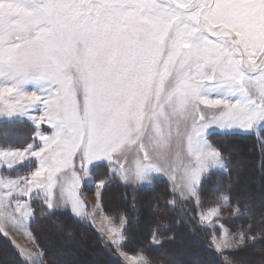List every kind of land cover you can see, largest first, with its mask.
<instances>
[{
    "label": "snow or ice",
    "instance_id": "snow-or-ice-1",
    "mask_svg": "<svg viewBox=\"0 0 264 264\" xmlns=\"http://www.w3.org/2000/svg\"><path fill=\"white\" fill-rule=\"evenodd\" d=\"M34 105L43 106L39 117L29 115ZM0 116H28L55 130L37 133L44 145L37 151L32 144L0 147V165L9 170L38 160L30 177L0 176V231L5 220L20 225L31 216L28 204L12 207L14 196L43 193L47 207H56V177L77 152L82 162L118 164L112 171L126 183L163 172L143 141L166 163L173 135L189 119L181 179L196 195L202 174L226 167L206 137L209 127L264 130V0H0ZM137 143L142 160L131 168L114 160ZM80 179L73 172V190ZM68 198L83 217L75 192ZM217 212L209 208L201 221ZM109 239L119 247L122 229L110 227ZM213 243L217 251L235 250L223 237Z\"/></svg>",
    "mask_w": 264,
    "mask_h": 264
},
{
    "label": "rangeland",
    "instance_id": "rangeland-1",
    "mask_svg": "<svg viewBox=\"0 0 264 264\" xmlns=\"http://www.w3.org/2000/svg\"><path fill=\"white\" fill-rule=\"evenodd\" d=\"M209 2H211V0H209ZM29 90H32V88L30 87ZM201 111L204 113L206 117L209 116L211 113V110L205 108L204 106H201ZM42 114H43L42 105H39V106L34 105L32 108L29 109L30 116L39 117ZM11 120H24L36 126L37 129H36L35 137L38 140V146H37V142L31 143L34 146L33 151H37L39 150V148L44 146L43 141L40 140L39 135H37V133H39L40 135L51 136L53 132L55 131L52 128V126L48 124L46 121H42L39 124H36L32 120H30L28 116H14V117L0 116L1 122L11 121ZM191 123L192 121L191 119H189L187 125L183 123L181 124V128H180V131L182 133L181 136L173 135L171 147L166 152V155H167L166 163L165 161L160 160L158 158L156 154V150H154L153 148V145L150 144L147 137H145L143 142H144L145 147L148 150L149 157L151 158L153 163H158L164 166V171L160 173L149 174L145 177L144 181H136L135 179H132L126 183L122 180L118 172L112 171L113 169H117L119 167L118 164L116 163L110 164L107 160H97V161H92L91 163L82 162L81 153L77 152L72 157L70 166L67 169L62 170L57 175L56 177L57 183L52 189L53 203L56 205V207L54 209H49V208L48 209L51 211L71 212L75 217H77L71 210V202L68 198L69 192L74 191L75 195L81 201V208H82L83 213H85L83 217H77V218L86 223L93 222L95 225H97V227L103 233L107 242L110 243V246H112L115 249L116 253H118V255L123 259V261L126 264H166L164 261L162 262L153 261L152 257L149 256L150 255L149 251L145 253L144 251H138V250H134L133 248L129 249V247H126V243L128 240V236L126 234V227L128 225V219L125 216H122L121 218H115L114 215L106 212L104 210L103 201H102L103 192L106 189V186L108 185V183L111 182V180H114V179L120 180L122 183H125L127 185L144 186V185H152L154 183L155 177H164L169 182L170 190L172 194L174 195L173 199L171 200V203L173 205L180 206L181 207L180 209L183 210V212L181 213L185 214L186 216H187V210L185 209V206L186 208H189V206H191V209L190 210L188 209L189 210V213H188L189 220H191L193 224L195 225L196 229L198 230V234L200 233V235L203 236V239L205 240L206 238H208L210 244H212L214 248H215V244L213 243V237L216 238V243H220L222 237L225 238L227 240V243L233 246L234 248H238L249 242H252L253 240L256 239L255 237L246 236V234L242 232H239V233L233 232L228 227V225L223 221V218H221V217L231 216V214H234L236 209L238 208L234 206L233 204H231L229 199L227 202L222 200L221 203H218L214 206L209 207V208H213V207L218 208V212L216 213L215 216H213L210 219V221L208 222L201 221V218H200L201 213L207 211L209 208H204L202 206L201 195L199 193L200 185L204 177L207 176L211 171L221 170V169H211L208 173L202 174L201 183L197 186L196 195H191L187 191L186 187L184 186V182L181 179L182 174H183L181 165L187 164L189 161V157L186 154L183 133H186V131L190 130ZM13 126L19 127L16 124ZM44 127H48L50 131L44 130ZM12 128H15V127H12ZM11 130H16V129H11ZM260 131L261 130H259L258 133H255V134H259ZM213 132L227 133L226 131L221 130L220 128L216 126L209 127L206 130L205 134H206L208 141L211 144L212 142L210 140V134ZM234 132L243 133L241 131H234ZM1 144H4V142H1ZM4 145L3 146L0 145V147L24 148V147H18L16 145L14 146H11V145L4 146ZM248 152L251 153V150L248 149ZM244 156H246V153L244 154ZM137 159H140V160L143 159V152L141 151L138 143L126 147L123 152L118 153L114 156V160L119 161V164H123L125 168H131ZM30 160L35 161V166L32 167L28 173L11 175L10 173L9 174L4 173L3 169L7 168L6 166L0 165V176H5V177H10L12 179H15L17 177H26V175H30V173L34 171L35 168L38 166L37 158L32 157L30 158ZM31 162L26 163V165L30 164ZM100 163H106L108 165V168L110 170V177L102 178L99 180L96 178L95 173H94V167ZM173 165L175 166V169H176L175 172L172 171L171 166ZM225 165H226V162H225ZM85 170H87V174ZM254 170L255 169L251 168V166L249 165L247 169L242 173L241 175L242 178L240 179L238 184L240 188L244 189L245 191L248 188L252 189L251 190L252 192L251 194H248L249 195L248 197L252 198L254 202H257L255 204L257 205V208L260 210L262 209V205H263L261 201L264 198V193H263L264 175L262 178L257 177L258 172L257 171L254 172ZM73 172H75L76 175L81 178L79 187L76 188L75 190L71 188V184L73 181ZM173 175H175L176 177L175 180L172 179ZM224 195L228 196L227 194H224ZM33 196H32L33 198H37L35 196V192L33 193ZM23 197L24 196H14L12 207L13 208L15 207L16 200H18L21 204H28L29 208L27 209V211H30L31 216L25 217L23 219L22 224L20 225L14 224L9 220H5L3 222V229L6 231L7 228L9 229L13 227L15 229H19L23 234H25V236L27 237L24 239V241L26 240L25 248H27L28 251L24 252V255L31 254V258L29 260L25 259L28 262V264H47L44 262V259L42 256L43 250L37 244L34 238V235H33L32 227H31V222L33 219L31 199L25 202L23 201ZM39 198L42 199L44 204L46 205L44 201L43 193L40 194ZM186 203L190 205L187 206ZM191 210L192 212L190 213ZM133 212L138 218L136 221L140 223L139 226H135L136 230L133 231L134 233L132 236L133 238L132 242L136 243L134 241L138 242V239H142L146 237V235L148 234L150 230L151 224H153L152 222L156 219L157 214H156V209L154 208V205L152 204V202L148 200L147 201L142 200V199L140 201V206L134 207ZM15 216L19 220L20 214L15 213ZM194 217L196 218V220L194 219ZM122 221L125 222L123 225H122ZM200 225L201 227L204 226L205 230L207 229L206 232H204L203 230L201 231ZM110 227H115L118 230L122 229V234L125 237V241L119 247L117 245H114L109 239V228ZM185 228L188 230V226ZM185 231L184 229L183 230L181 229V233H179L184 236L183 241H180V240L177 241L178 243L172 245L173 247H170V250L167 247L168 253L162 252L161 256H158V257L159 258L163 256L166 257L168 261H170L169 264H212L210 261H207L201 258L200 256L201 249H200L198 242L196 240H192L188 238V235L186 236L184 233ZM241 234L243 235L242 240H241ZM14 235L18 237L19 240H22V238H24V236L22 234L20 235L19 232H17ZM5 236H8V235H5ZM49 236H51L50 237L51 242L49 241L51 243V247L52 248L55 247V251L53 252H54L55 259H57L56 261L59 262V263L57 262V264H113L109 260H106L103 257H101L102 253L99 251V248H104V247L100 244V241L97 238V236L90 237L89 235L88 237V235L85 234V232H80V231L71 232L67 228H62V226H60L56 222H54L53 225L51 226L49 230ZM151 236H152L151 237L152 243L159 242V239L156 237L155 234ZM8 238L13 243V245L18 249L14 240L11 239L9 236ZM153 238H155L156 242H153ZM28 239L32 240L33 243H31V241ZM43 241L46 244H50L48 243L47 240H43ZM33 244L35 245V247H33L34 246ZM142 245L143 244L141 243L140 246ZM140 246H138V248ZM262 247H264V244L263 246L259 248L253 247L250 253H248L249 255L246 256L245 258L246 262L244 263L247 264V262L250 261L252 257H255L256 254L262 252V250L260 251V248L262 249ZM0 248H1L0 249V253H1L0 254L1 255L0 264H3V262H5V264H15V261L12 258V255L9 253V251L5 247H3L1 244H0ZM225 251L227 250H222V251H217V252L223 255ZM141 256L144 259H141ZM223 257L227 263L232 264V260L230 257H226L225 255H223Z\"/></svg>",
    "mask_w": 264,
    "mask_h": 264
},
{
    "label": "trees",
    "instance_id": "trees-1",
    "mask_svg": "<svg viewBox=\"0 0 264 264\" xmlns=\"http://www.w3.org/2000/svg\"><path fill=\"white\" fill-rule=\"evenodd\" d=\"M15 124L19 127L13 126ZM36 129V126L24 120L0 121V145L3 146L6 144L4 146L16 145L18 147H26L28 144L36 142L38 145V140L35 137ZM44 130L49 131L50 129L44 127ZM210 140L221 151L226 162V169L211 171L204 177L199 188L202 206L209 208L221 203L222 200L217 199V197L227 194L231 204L239 208V214L223 217V221L233 232H242L246 236L255 237L256 239L241 247L235 248V250H227L223 255L230 257L232 264H245V258L249 255L248 253H250L251 249L253 247L259 248L264 244V198L262 201L260 200L263 205L262 209L259 210L255 204L257 202H254L252 198L248 197L252 189L248 188L245 191L240 188L238 183L242 178V173L249 165L255 169L254 172H258L257 177L262 178L264 175V130H261L259 134L213 132L210 134ZM1 142H4V144H1ZM248 149L251 150V153L248 152ZM245 153L246 156H244ZM34 166L35 161H32L28 165L23 164L13 170H6L5 173H10L11 175L26 174ZM94 173L98 180L110 177V170L106 163L96 165L94 167ZM102 196L103 206L106 212L114 215L115 218L125 216L128 219V225L126 227L128 240L126 247H129V249L133 248L134 250L144 251L145 253L149 251V256L152 257L153 261H164L166 264H169L170 261L166 257L163 256L160 259L158 256H161L162 252L168 253L167 247L170 250V247H173L172 245L178 243L177 241L184 240V236L179 234L181 233V229H184V231L186 230L184 233L186 236L188 235V238L198 242L201 249V258L210 261L212 264H229L225 261L223 255L218 253L212 244H210L208 238L205 240L200 233L198 234V230L188 217L191 206L189 208L185 206L187 210L186 216L181 213L183 210L180 209V206L171 203L174 195L170 190L169 182L164 177H155L152 185L144 186L127 185L120 180L114 179L108 183ZM141 199L152 202L157 215L156 219L154 221L152 220L153 224L150 226L149 235L147 234L146 237L138 239V242L134 241L136 243H133V231L136 230L135 226L140 225L136 221L138 218L133 210L134 207L140 206ZM186 205L188 206L190 204L186 203ZM32 208L33 219L31 227L37 244L43 250L45 263L57 264L58 262L54 257L53 251H55V247H51V236H49V230L53 223L56 222L62 228H67L71 232L80 231L85 232L88 237L89 235L90 237L97 236L100 244L104 247L99 248V251L102 253L101 257L109 260L113 264H126L118 253H116L115 249L110 246V243L107 242L103 233L93 222L86 223L75 217L71 212L51 211L40 198L32 200ZM194 219L196 220L195 217ZM187 226L188 230L185 228ZM204 228V226L201 227V231L206 232L207 229L205 230ZM154 234L159 239L158 243H152L151 241V235ZM43 240H47L50 244H46ZM141 243L143 244L142 246H140ZM0 244L9 251L15 264H28L23 259L19 250L1 231ZM138 246L140 247L138 248ZM261 250L262 252L252 257L247 264H264V247L262 249L260 248Z\"/></svg>",
    "mask_w": 264,
    "mask_h": 264
},
{
    "label": "crops",
    "instance_id": "crops-1",
    "mask_svg": "<svg viewBox=\"0 0 264 264\" xmlns=\"http://www.w3.org/2000/svg\"><path fill=\"white\" fill-rule=\"evenodd\" d=\"M50 131V130H49ZM38 146V145H37ZM31 161H34V160H29V161H26L25 163H22V164H20V165H23V164H26V163H28V162H31ZM20 165H18V166H20ZM18 166H16V167H18ZM15 167V168H16ZM15 168H13V169H15ZM12 169V170H13ZM4 170V173H5V171L6 170H9V169H7V168H4L3 169ZM26 177H30V175H26ZM34 197V196H33ZM33 197H28V196H24L23 197V201H28V200H30L31 199V204H32V200L33 199H35V198H33ZM32 213H33V208H32ZM231 215H235V214H231ZM12 228V229H11ZM11 228H7V230L5 231L4 229H2V233L4 234V233H6V235H8L11 239H13L14 240V242L16 243V246L18 247V249H19V251L22 249L23 250V254H22V256L24 257L25 255H24V252H27L28 250H27V248H25V241H24V239L25 238H27L26 236H25V234H23L19 229H15V228H13V227H11ZM14 230V231H13ZM17 232H19L20 233V235L22 234L23 236H24V238H22V240H19V238L18 237H16L14 234H16ZM5 235V234H4ZM7 236V237H8ZM34 239V238H33ZM28 240H30V239H28ZM31 241V243H33L32 242V240H30ZM35 241V240H34ZM34 245V244H33ZM37 245V244H36ZM33 247H35V245L33 246ZM35 249V248H34ZM37 250V249H36ZM21 252V251H20ZM42 256H43V253H42ZM23 259H25V258H23ZM27 260H29V259H27Z\"/></svg>",
    "mask_w": 264,
    "mask_h": 264
}]
</instances>
